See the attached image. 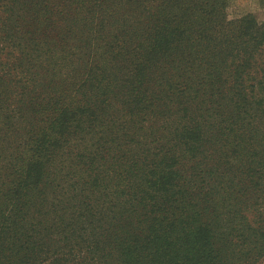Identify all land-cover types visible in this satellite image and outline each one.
Wrapping results in <instances>:
<instances>
[{"label":"trees","instance_id":"trees-1","mask_svg":"<svg viewBox=\"0 0 264 264\" xmlns=\"http://www.w3.org/2000/svg\"><path fill=\"white\" fill-rule=\"evenodd\" d=\"M157 2L0 0V264L264 256V23Z\"/></svg>","mask_w":264,"mask_h":264},{"label":"rangeland","instance_id":"rangeland-1","mask_svg":"<svg viewBox=\"0 0 264 264\" xmlns=\"http://www.w3.org/2000/svg\"><path fill=\"white\" fill-rule=\"evenodd\" d=\"M163 0H158L160 5ZM227 8L228 20H240L248 15L253 16L259 23H264V0H230ZM256 264H264V256Z\"/></svg>","mask_w":264,"mask_h":264}]
</instances>
